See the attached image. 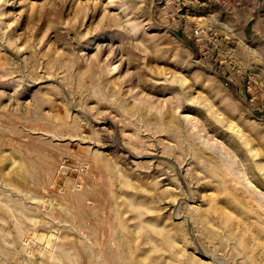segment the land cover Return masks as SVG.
<instances>
[{"label": "rangeland", "instance_id": "1", "mask_svg": "<svg viewBox=\"0 0 264 264\" xmlns=\"http://www.w3.org/2000/svg\"><path fill=\"white\" fill-rule=\"evenodd\" d=\"M0 264H264V0H0Z\"/></svg>", "mask_w": 264, "mask_h": 264}, {"label": "built area", "instance_id": "2", "mask_svg": "<svg viewBox=\"0 0 264 264\" xmlns=\"http://www.w3.org/2000/svg\"><path fill=\"white\" fill-rule=\"evenodd\" d=\"M200 32H201V30H200L198 27H195V28L193 29V34H194V35H199Z\"/></svg>", "mask_w": 264, "mask_h": 264}]
</instances>
